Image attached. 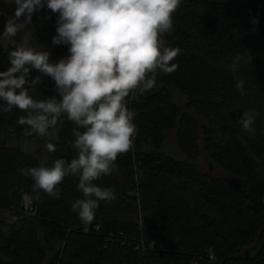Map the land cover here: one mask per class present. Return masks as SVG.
<instances>
[{"label":"trees","instance_id":"obj_1","mask_svg":"<svg viewBox=\"0 0 264 264\" xmlns=\"http://www.w3.org/2000/svg\"><path fill=\"white\" fill-rule=\"evenodd\" d=\"M13 3L0 0V33ZM57 18L45 7L14 40H0V71L10 67L8 54L23 34L56 54L69 53V46L52 44ZM163 39L180 50L172 61L178 67L157 71L151 90L127 98L134 147L118 156L116 171L94 181L115 199L100 201L91 223L72 208L84 199L78 177H66L56 199L34 192L31 177L20 172L41 160L48 167L56 159L70 163L78 155L74 131L84 129L64 116L57 140L24 137L27 126L17 120L26 113L0 111V264H264V0H182ZM237 55L243 59L233 74L228 65ZM36 76L39 83L29 89L34 99L60 98L50 77L33 69L28 79ZM249 110L257 113L254 134L239 123ZM172 132L185 160L165 150ZM34 144L42 154L26 149ZM225 176L243 185L236 188ZM25 194L37 215L7 223L3 213L17 211Z\"/></svg>","mask_w":264,"mask_h":264},{"label":"clouds","instance_id":"obj_2","mask_svg":"<svg viewBox=\"0 0 264 264\" xmlns=\"http://www.w3.org/2000/svg\"><path fill=\"white\" fill-rule=\"evenodd\" d=\"M181 2L14 0V15L7 19L0 40H14L31 24L33 14L46 7L58 16L52 44L69 46V55L53 64L49 51L36 50L27 41L16 44L8 54L10 67L0 71V111L11 113L16 108L26 113L17 120L18 125L27 126L24 137L57 140L64 116L84 129L74 131L72 147L78 155L70 163L56 159L48 167L41 160L40 166L20 169L33 180L34 192L43 191L56 199L63 180L70 175L78 177L77 187L84 199L75 200L72 208L83 223L95 219L100 201L115 199L111 188H101L94 181L116 171L118 156L134 147L137 127L127 98L151 90L157 71L170 74L178 67L172 61L180 50L166 47L163 37L173 31V14ZM252 23L258 24V20ZM242 59L237 55L228 65L233 74ZM33 69L54 81L59 99L53 96L38 101L29 94L40 81L39 76L28 79ZM236 87L246 95L242 79L238 78ZM256 115L255 110L243 113L239 123L245 132L255 133ZM46 148L55 151L51 142ZM29 198L25 194V199Z\"/></svg>","mask_w":264,"mask_h":264},{"label":"rangeland","instance_id":"obj_3","mask_svg":"<svg viewBox=\"0 0 264 264\" xmlns=\"http://www.w3.org/2000/svg\"><path fill=\"white\" fill-rule=\"evenodd\" d=\"M24 41H27L29 43V45L36 48V50L49 51L51 53L50 63H57L60 59L67 58V56L69 55V53H65V54H61V55L56 54V53H54L51 45L42 43L39 40H37L36 38H33L32 36H29L27 34H23L20 36V43L24 42ZM176 100L180 105H185L187 102L186 98L180 94L177 95ZM26 149L32 153L42 154L40 144H34V145L26 146ZM165 150L169 155L175 157L178 160H185V158H186L185 154L183 153V151L179 148V146L177 144L174 132H172L168 135L167 140H166V144H165ZM202 167L204 169H208L209 165L208 164L202 165ZM225 179L230 185H234V186H236V185L242 186L243 185V182L239 181L238 179L232 178L231 176H225ZM24 201H25V199L23 200V202ZM22 203L16 209L17 211H15L14 209H12V210L8 209L3 213V217L7 223H16L19 220V218H23V217H27V218L35 217L32 214H30L28 211L25 212L23 210V208L21 209ZM136 247L138 250L140 249L139 246H136Z\"/></svg>","mask_w":264,"mask_h":264},{"label":"built area","instance_id":"obj_4","mask_svg":"<svg viewBox=\"0 0 264 264\" xmlns=\"http://www.w3.org/2000/svg\"><path fill=\"white\" fill-rule=\"evenodd\" d=\"M23 208V210L25 212H29L30 214H32L33 216L37 215V210L34 206V202L30 199H25V201L22 203L21 209Z\"/></svg>","mask_w":264,"mask_h":264},{"label":"water","instance_id":"obj_5","mask_svg":"<svg viewBox=\"0 0 264 264\" xmlns=\"http://www.w3.org/2000/svg\"><path fill=\"white\" fill-rule=\"evenodd\" d=\"M236 188H240V185H236Z\"/></svg>","mask_w":264,"mask_h":264}]
</instances>
